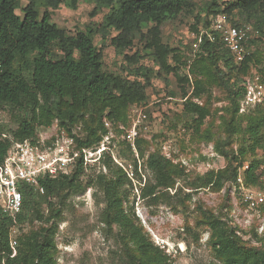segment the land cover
I'll return each mask as SVG.
<instances>
[{
	"label": "trees",
	"instance_id": "16d2710c",
	"mask_svg": "<svg viewBox=\"0 0 264 264\" xmlns=\"http://www.w3.org/2000/svg\"><path fill=\"white\" fill-rule=\"evenodd\" d=\"M20 1L27 3L21 7ZM79 1L0 0V114L8 119H0V163L16 143L39 144L38 129L50 128L55 122L60 135L44 144L54 146L57 140L67 139L72 150L66 170L54 178L47 174L38 178L43 193L27 184L19 186V213L11 216L0 203V264H58L55 236L61 205L69 195L89 187H97L103 194L101 220L109 229L116 228L122 264H170L164 248L154 245L138 219L125 210L134 185L125 170L113 162L110 150L117 139L110 141L97 162L107 174L100 171L85 184L81 181L86 168L82 151L96 150L110 129L116 135L123 134L120 126L127 127L132 106L145 105L151 81L163 78L165 82L170 76L180 84L182 98L187 89H192L181 114L190 123L185 126L196 132L210 115L209 101L199 105L191 99L201 98L203 93L209 95V90L217 88L228 102L222 135L214 139L210 130L203 135L214 141V149L226 165L200 176L192 185L218 192L225 184L235 185L240 170L247 165L241 172L244 185L264 189V178L261 180L257 174L260 161L252 158L264 149V107L239 113L245 79L253 70L264 77V0H208L203 4V16L193 17L194 32L197 25L209 30L211 19L220 14H226L235 25L252 22L260 36L250 41L254 51L242 63H236L219 41L210 42L204 35L200 42L197 39L190 63L179 48L163 43L162 26L182 14H193V0H89L96 8L105 7L109 12L96 29L70 35L51 22L52 13L61 6L76 10ZM112 31L115 36H111ZM97 35L102 41L109 40L119 55L138 40L144 54H123L121 70L125 77L105 71L102 51L94 43ZM145 57L151 66L144 63ZM139 134L133 145L127 140L119 142L125 145V153L120 156L132 163L139 183L143 181L142 167L151 173L153 183L146 181L138 186L139 199L152 204L160 199L168 201V190L175 188L184 169L159 149L150 150V142ZM139 159H143L140 165ZM203 222L209 228V243L216 259L211 264H264V247L243 242L230 225L212 213L203 215ZM14 231L17 233L12 236Z\"/></svg>",
	"mask_w": 264,
	"mask_h": 264
},
{
	"label": "rangeland",
	"instance_id": "374dc122",
	"mask_svg": "<svg viewBox=\"0 0 264 264\" xmlns=\"http://www.w3.org/2000/svg\"><path fill=\"white\" fill-rule=\"evenodd\" d=\"M206 1L208 0H193V14H182L162 26L163 43L172 48H179L180 52L186 55L187 61L190 57L194 60L193 56L196 53L194 46L204 29L197 25L196 32L192 31L195 24L193 17L197 14L203 16V4ZM26 3L20 1V6L23 7ZM93 11L95 13L92 15ZM108 12V8H96L93 1L80 0L76 10L61 6L59 10L54 11L51 22L73 35L84 32L87 28L96 29ZM16 13L22 16L20 10ZM216 17L211 19V25ZM115 35L116 33L112 31L111 36ZM94 43L102 51L104 70L120 74L122 77L126 76L121 70V66L124 65L123 54L133 55L136 51L144 54L138 40L121 55L109 45V40L102 41L100 35L94 37ZM144 63L151 66L148 57H145ZM187 91L186 97L182 98L180 84L174 77L169 76L165 82L163 78L153 79L150 87L146 89L145 105L132 106L129 109L127 127L120 126L124 133L116 135L110 129L98 148L100 150L106 148L110 141L116 138L117 143H114L115 146L110 150L113 162L120 165L126 173L133 171L132 163L124 156H120L121 152L125 153V145L119 142L126 141V135L132 129L137 114L140 111L146 113L148 128L139 132V135L150 142V150L157 148L168 159L179 164L184 169V174L176 180L175 188L168 190L170 199L168 201L160 199L156 204L139 199L140 190L136 185L133 188L134 193L128 195L125 201V210L138 219V223L154 245L160 249L165 247L164 251L169 255L170 264H211L216 262V259L209 243L210 232L203 222V215L212 213L230 225L243 242L252 247H264V189L248 187L247 190L251 192L256 203V207L251 209L243 202L245 189H240L236 185L225 184L218 192L210 190L209 187L196 188L192 185L200 176L210 171L216 172L226 165L224 158L215 151L214 141L204 139L203 135L206 130L211 131L214 139L222 135V118L227 117L228 102L225 93L217 88L209 90V95L203 93L201 98L191 99L199 105L209 101L207 107L210 115L199 132H196L194 128L185 126V123H190L186 122L188 119L181 114L182 104L191 95L192 89L189 88ZM0 119L4 122L8 120L3 114H0ZM38 130L40 142L57 139L60 135L56 122L50 128ZM64 141L57 140L54 142L55 147H61ZM90 151L92 150L86 151L88 153L86 160L89 163L85 162L82 184L87 183L89 177L95 178L100 171L107 174V169L102 167V164H96L91 160L95 156L89 153ZM146 156L147 152L144 160ZM252 158L260 161L257 174L262 180L264 171L261 173L260 167L264 169V149L258 150ZM142 160L139 161V165ZM140 171L143 179L141 187L146 181L153 183L150 171L144 167ZM136 188L138 192H135ZM104 206L103 194L97 187H89L85 192L71 194L66 198L61 205V221L55 236L58 264H122L123 252L115 238L116 228L109 229L101 220ZM16 233L14 231L12 236Z\"/></svg>",
	"mask_w": 264,
	"mask_h": 264
},
{
	"label": "built area",
	"instance_id": "2783aa9c",
	"mask_svg": "<svg viewBox=\"0 0 264 264\" xmlns=\"http://www.w3.org/2000/svg\"><path fill=\"white\" fill-rule=\"evenodd\" d=\"M203 35L210 42L219 41L229 51L236 63H242L252 55L254 47L250 44V41L252 39L258 40L260 36L259 30L254 27L252 22L235 25L229 22L224 15L217 16L209 30L202 29L198 42H200ZM196 48L197 45L194 46V49ZM244 87L245 94L240 100L239 113H245L256 107H264V77L257 70H253L251 75L245 79ZM147 128V115L145 112L140 111L133 121L132 129L126 135V140L133 145L139 132L147 130ZM61 141H64L61 147L46 146L45 142L42 141L37 145L25 141L16 143L9 149L3 162L0 163V203L5 212L13 216L21 211L22 193L19 188L21 184H27L33 187L34 190L43 193L38 178L45 174L50 178H54L59 172L66 170V166L72 161L70 156L72 150L69 149V142L71 141L67 139ZM105 149L100 150V148H97L90 151L89 153L95 156L91 160L97 163ZM86 151L83 150L82 152L84 161L88 162ZM76 156L77 153H74V157ZM245 169H247V165H244L242 171ZM260 170L263 171V167H260ZM242 171L240 170L235 185L240 189H245L242 196L243 202L252 209L256 207V203L251 192L247 190L248 188L243 183ZM127 176L133 182L134 187L136 185L141 187L133 171L127 173ZM135 182L136 184H134ZM135 190V192H138L137 188Z\"/></svg>",
	"mask_w": 264,
	"mask_h": 264
}]
</instances>
